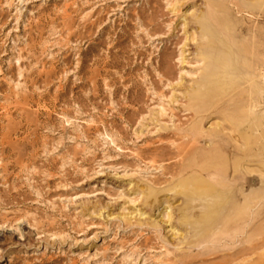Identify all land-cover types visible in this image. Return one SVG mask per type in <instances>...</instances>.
I'll return each instance as SVG.
<instances>
[{"label":"rangeland","instance_id":"1","mask_svg":"<svg viewBox=\"0 0 264 264\" xmlns=\"http://www.w3.org/2000/svg\"><path fill=\"white\" fill-rule=\"evenodd\" d=\"M0 264H264V0H0Z\"/></svg>","mask_w":264,"mask_h":264}]
</instances>
